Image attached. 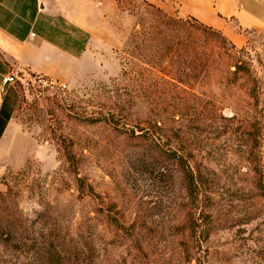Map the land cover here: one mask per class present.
Masks as SVG:
<instances>
[{
	"label": "rangeland",
	"instance_id": "rangeland-1",
	"mask_svg": "<svg viewBox=\"0 0 264 264\" xmlns=\"http://www.w3.org/2000/svg\"><path fill=\"white\" fill-rule=\"evenodd\" d=\"M238 1L264 17V0ZM156 6L116 2L100 26L108 44L96 41L99 58L66 88L31 72L6 86L0 190L3 177L17 188L0 219L11 214L20 241L54 238L63 264H264V27L232 18L222 30L260 81L258 97L217 64L182 85L169 82L179 63L160 62L167 41L159 49L146 37L181 35L166 16H186ZM60 23L62 42L88 43ZM20 247H0V260L28 264L39 245L27 260Z\"/></svg>",
	"mask_w": 264,
	"mask_h": 264
},
{
	"label": "crops",
	"instance_id": "crops-1",
	"mask_svg": "<svg viewBox=\"0 0 264 264\" xmlns=\"http://www.w3.org/2000/svg\"><path fill=\"white\" fill-rule=\"evenodd\" d=\"M168 13L193 16L206 25L225 30L228 20L237 18L243 28H263L264 17L253 6L238 0H147ZM117 0H0V86L9 74L31 72L72 84L85 72V61L100 38L101 22L115 12ZM60 22L88 32L89 40L80 55L64 48ZM70 29V28H69ZM237 41L243 43L241 35ZM116 47L121 41L116 39ZM108 44V43H106ZM94 57V56H93ZM97 55V59H98ZM9 103V102H7ZM6 96L0 88V117ZM0 136V152L7 138Z\"/></svg>",
	"mask_w": 264,
	"mask_h": 264
},
{
	"label": "trees",
	"instance_id": "trees-1",
	"mask_svg": "<svg viewBox=\"0 0 264 264\" xmlns=\"http://www.w3.org/2000/svg\"><path fill=\"white\" fill-rule=\"evenodd\" d=\"M123 0H117V2ZM145 4L151 6L154 9L160 10L153 3L148 2L147 0H142ZM160 12V11H159ZM166 25L171 26V31H175L182 34H171L170 36H164L161 38V32L159 34H154L152 37H146L148 41L154 42L157 48H161L163 42L167 41L166 49L164 53H162L161 61H167L170 64L179 63V69L176 70V75L170 76L169 82L176 81L179 84L185 85L187 79L191 76V70L194 67H198L201 65V70H209L214 64L218 66H224L227 70V73L232 76H239L245 80V85L247 86L248 94L253 97H258L262 93V89L260 86V81L252 75L250 69L241 62L236 55L237 48L235 44L228 39V37L219 29H216L212 26L206 25L200 20L196 19L193 16L186 17H173L167 15ZM197 33L199 37L202 39V43L198 45V48L195 47L196 42L191 41V34ZM248 32V30H246ZM65 43V42H64ZM78 43L76 41H67L64 48L68 49L75 55H80V53L85 48L86 44H80V49L76 50ZM140 46V45H139ZM198 60L199 64H196ZM183 67V68H182ZM234 67V69H232ZM183 76L180 77L177 74V71L182 72ZM126 72L124 71V74ZM165 74V73H164ZM165 75H169L168 73ZM11 112V106L7 103L4 106V110L2 112V116L0 117V136L6 126V120L9 117ZM175 154V152L173 153ZM176 155V154H175ZM68 159H72L71 156ZM181 159V157H179ZM182 167V165H181ZM30 166L26 169L17 172L16 174L19 176H25L29 171ZM15 176V175H14ZM187 180V190L190 194L195 189L193 175L189 168L186 171V175L184 176ZM3 184L6 187L5 191L0 190V204L8 203L10 200L14 198L13 190L17 188V186L11 185L9 177H3ZM21 189L18 188V192ZM0 219V247H8L11 249H18L21 246V250L19 254L24 255V259L27 258L33 250H35V246L39 245L38 251L35 256L30 258V262L28 264H63L64 259L60 255L59 251L56 247V241L52 237L44 238L43 242L39 244L36 240H32L31 242H26L24 240L20 241L16 237V227L18 224L11 220V214L6 211V214L2 216ZM29 261V260H28ZM20 259L17 256L9 255L5 260H0V264H19Z\"/></svg>",
	"mask_w": 264,
	"mask_h": 264
},
{
	"label": "built area",
	"instance_id": "built-area-1",
	"mask_svg": "<svg viewBox=\"0 0 264 264\" xmlns=\"http://www.w3.org/2000/svg\"><path fill=\"white\" fill-rule=\"evenodd\" d=\"M18 79H19L18 74L9 73L5 75L1 81V86H0L1 90L4 91L6 86L15 84ZM61 87L66 88L67 86L66 84H61Z\"/></svg>",
	"mask_w": 264,
	"mask_h": 264
}]
</instances>
